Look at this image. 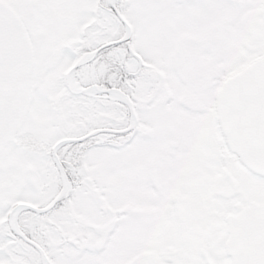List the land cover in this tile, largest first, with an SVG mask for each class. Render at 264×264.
Wrapping results in <instances>:
<instances>
[{
    "label": "snow or ice",
    "instance_id": "snow-or-ice-1",
    "mask_svg": "<svg viewBox=\"0 0 264 264\" xmlns=\"http://www.w3.org/2000/svg\"><path fill=\"white\" fill-rule=\"evenodd\" d=\"M0 264H264V0H0Z\"/></svg>",
    "mask_w": 264,
    "mask_h": 264
}]
</instances>
